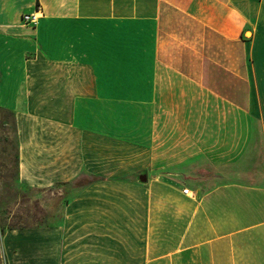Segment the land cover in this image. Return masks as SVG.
<instances>
[{"label": "crops", "instance_id": "0c3cea01", "mask_svg": "<svg viewBox=\"0 0 264 264\" xmlns=\"http://www.w3.org/2000/svg\"><path fill=\"white\" fill-rule=\"evenodd\" d=\"M0 109L6 264H264V0H0Z\"/></svg>", "mask_w": 264, "mask_h": 264}, {"label": "rangeland", "instance_id": "374dc122", "mask_svg": "<svg viewBox=\"0 0 264 264\" xmlns=\"http://www.w3.org/2000/svg\"><path fill=\"white\" fill-rule=\"evenodd\" d=\"M51 193L22 187L17 179V138L11 112L0 109V208L3 215L10 216L13 225L36 227L47 225L61 217L62 206L67 201H59L56 210L49 211ZM18 205V207L16 206ZM3 211V212H2ZM14 213V214H13ZM18 216V217H16ZM16 217V218H15ZM2 222H6L3 218ZM0 264H6L0 258Z\"/></svg>", "mask_w": 264, "mask_h": 264}, {"label": "built area", "instance_id": "2783aa9c", "mask_svg": "<svg viewBox=\"0 0 264 264\" xmlns=\"http://www.w3.org/2000/svg\"><path fill=\"white\" fill-rule=\"evenodd\" d=\"M39 14H40V10H38L34 13H31V14H25L23 16V22L27 25L36 26L39 22V18H40ZM183 193L185 195L191 194L190 190L187 188L183 190ZM2 252H3V247H2V244L0 242V255L2 254Z\"/></svg>", "mask_w": 264, "mask_h": 264}, {"label": "trees", "instance_id": "16d2710c", "mask_svg": "<svg viewBox=\"0 0 264 264\" xmlns=\"http://www.w3.org/2000/svg\"><path fill=\"white\" fill-rule=\"evenodd\" d=\"M87 182H89V180L84 179V180L78 181V185H83Z\"/></svg>", "mask_w": 264, "mask_h": 264}]
</instances>
